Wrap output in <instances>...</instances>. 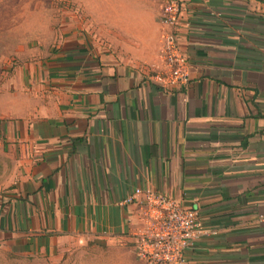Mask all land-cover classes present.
Instances as JSON below:
<instances>
[{
  "label": "crops",
  "instance_id": "1",
  "mask_svg": "<svg viewBox=\"0 0 264 264\" xmlns=\"http://www.w3.org/2000/svg\"><path fill=\"white\" fill-rule=\"evenodd\" d=\"M172 1L109 0L107 24L28 64L0 120V252L142 264L118 204L142 188L197 208L184 264H264V0H181L189 79L164 90Z\"/></svg>",
  "mask_w": 264,
  "mask_h": 264
},
{
  "label": "rangeland",
  "instance_id": "2",
  "mask_svg": "<svg viewBox=\"0 0 264 264\" xmlns=\"http://www.w3.org/2000/svg\"><path fill=\"white\" fill-rule=\"evenodd\" d=\"M110 11L109 0H0V120L8 119L13 104L19 102L29 63L36 66L56 50L69 29L91 35L92 26L94 33L96 24H107ZM1 164L0 156V173ZM89 252L74 257V264H100L107 259L104 251ZM0 264L53 263L36 255L0 252Z\"/></svg>",
  "mask_w": 264,
  "mask_h": 264
},
{
  "label": "built area",
  "instance_id": "3",
  "mask_svg": "<svg viewBox=\"0 0 264 264\" xmlns=\"http://www.w3.org/2000/svg\"><path fill=\"white\" fill-rule=\"evenodd\" d=\"M180 16L181 0H173L163 15L169 27L161 35L164 67L149 76L164 90L182 86L189 79L187 56L176 33ZM118 204L136 206V216L128 222L129 236L142 264H184L186 251L202 232L197 208L185 207L166 193L142 188H135Z\"/></svg>",
  "mask_w": 264,
  "mask_h": 264
}]
</instances>
